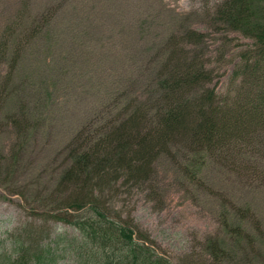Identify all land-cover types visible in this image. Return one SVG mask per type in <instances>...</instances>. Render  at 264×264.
Returning <instances> with one entry per match:
<instances>
[{
    "label": "rangeland",
    "instance_id": "rangeland-1",
    "mask_svg": "<svg viewBox=\"0 0 264 264\" xmlns=\"http://www.w3.org/2000/svg\"><path fill=\"white\" fill-rule=\"evenodd\" d=\"M225 1L0 0V251L71 235L52 214L63 208L54 190L68 144L153 107L173 44L211 72L219 102L231 97L251 40L219 19ZM250 1L264 12V0ZM191 31L201 38L184 40ZM186 149L160 155L148 181L119 185L106 201L171 264H264V149L226 159L185 158Z\"/></svg>",
    "mask_w": 264,
    "mask_h": 264
},
{
    "label": "trees",
    "instance_id": "trees-1",
    "mask_svg": "<svg viewBox=\"0 0 264 264\" xmlns=\"http://www.w3.org/2000/svg\"><path fill=\"white\" fill-rule=\"evenodd\" d=\"M216 13L241 30L251 44L239 55L231 97L218 101L211 72L177 44L171 46L158 85L154 106H134L127 117L98 139L68 144V165L54 193L63 208L52 214L72 229L71 235L50 244L11 241L0 251V264H171L153 247L128 216L117 213L106 193L119 185L139 187L151 178L160 155L185 147L186 157L210 154L225 158L264 149V12L250 0H226ZM201 35L185 34L187 42ZM93 139V140H92ZM84 141L80 143L79 141ZM92 140V141H90ZM64 243V246H60ZM213 253L223 249L210 244Z\"/></svg>",
    "mask_w": 264,
    "mask_h": 264
}]
</instances>
